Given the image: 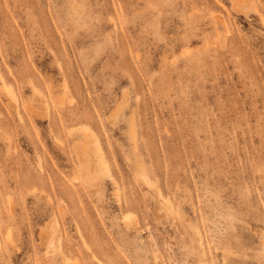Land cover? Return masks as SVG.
I'll return each instance as SVG.
<instances>
[{"label":"rangeland","instance_id":"obj_1","mask_svg":"<svg viewBox=\"0 0 264 264\" xmlns=\"http://www.w3.org/2000/svg\"><path fill=\"white\" fill-rule=\"evenodd\" d=\"M0 264H264V0H0Z\"/></svg>","mask_w":264,"mask_h":264},{"label":"bare ground","instance_id":"obj_2","mask_svg":"<svg viewBox=\"0 0 264 264\" xmlns=\"http://www.w3.org/2000/svg\"><path fill=\"white\" fill-rule=\"evenodd\" d=\"M249 2V1H248ZM41 96V95H40ZM46 234V233H45ZM44 234V235H45ZM49 237H51V235L49 236ZM45 239V238H44ZM43 240V239H42ZM45 241V240H44ZM47 242L49 243V244H53V239L51 238V239H48L47 240ZM48 243H47V245H48Z\"/></svg>","mask_w":264,"mask_h":264}]
</instances>
